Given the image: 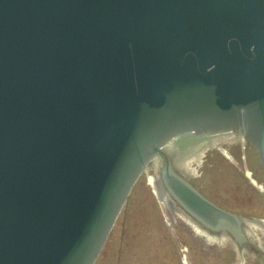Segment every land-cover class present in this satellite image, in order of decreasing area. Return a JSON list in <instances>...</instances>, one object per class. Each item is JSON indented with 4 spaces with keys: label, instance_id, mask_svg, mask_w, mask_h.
<instances>
[{
    "label": "water",
    "instance_id": "water-1",
    "mask_svg": "<svg viewBox=\"0 0 264 264\" xmlns=\"http://www.w3.org/2000/svg\"><path fill=\"white\" fill-rule=\"evenodd\" d=\"M228 132L264 171V0H0V264H95L154 160L239 236L172 162Z\"/></svg>",
    "mask_w": 264,
    "mask_h": 264
},
{
    "label": "rangeland",
    "instance_id": "rangeland-1",
    "mask_svg": "<svg viewBox=\"0 0 264 264\" xmlns=\"http://www.w3.org/2000/svg\"><path fill=\"white\" fill-rule=\"evenodd\" d=\"M172 162L208 199L243 217L240 235L191 215L169 193L154 160L95 264H264V171L249 141L238 132L215 135L179 149Z\"/></svg>",
    "mask_w": 264,
    "mask_h": 264
},
{
    "label": "flooded vegetation",
    "instance_id": "flooded-vegetation-1",
    "mask_svg": "<svg viewBox=\"0 0 264 264\" xmlns=\"http://www.w3.org/2000/svg\"><path fill=\"white\" fill-rule=\"evenodd\" d=\"M188 145H190V144H188ZM186 147H189V146H187V144H185L184 145V148H186ZM184 148H182V149H184ZM203 225H205V224H203ZM205 226H207V225H205ZM208 227V226H207ZM210 228V227H209Z\"/></svg>",
    "mask_w": 264,
    "mask_h": 264
}]
</instances>
